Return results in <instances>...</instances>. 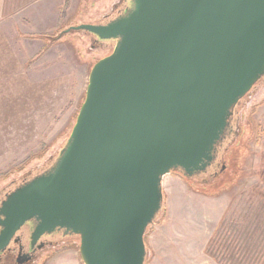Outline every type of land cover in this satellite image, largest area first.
<instances>
[{"label": "water", "instance_id": "obj_1", "mask_svg": "<svg viewBox=\"0 0 264 264\" xmlns=\"http://www.w3.org/2000/svg\"><path fill=\"white\" fill-rule=\"evenodd\" d=\"M124 2L51 37L84 31L111 52L93 65L56 162L0 200V254L62 238L52 248L76 242L83 264H146L165 178L207 173L264 83V0Z\"/></svg>", "mask_w": 264, "mask_h": 264}, {"label": "rangeland", "instance_id": "obj_2", "mask_svg": "<svg viewBox=\"0 0 264 264\" xmlns=\"http://www.w3.org/2000/svg\"><path fill=\"white\" fill-rule=\"evenodd\" d=\"M119 1L28 0L18 17L0 22V191L58 154L86 96L93 65L111 52L94 47L84 31L67 34L43 52L49 42L36 36H58L67 27H38L22 17L46 3L58 27L97 23ZM240 126H246V135L234 155V163L241 157L238 173L223 188L210 187L204 194L177 174L165 178V211L148 232L149 263L264 264V83L240 111Z\"/></svg>", "mask_w": 264, "mask_h": 264}, {"label": "trees", "instance_id": "obj_3", "mask_svg": "<svg viewBox=\"0 0 264 264\" xmlns=\"http://www.w3.org/2000/svg\"><path fill=\"white\" fill-rule=\"evenodd\" d=\"M116 8L118 9L119 7H116ZM116 8L111 9V11L103 19L116 15L117 14ZM103 19L100 22H102ZM86 34L89 36L91 42H93V44H94V42H95L94 37L91 34H88V33H86ZM51 37H54V36H50V35L36 36L37 39H42L43 41H47L50 43V44L48 43V46L43 50V52H45L47 49H49L51 45L57 43V42L52 43ZM95 43H97V42H95ZM94 47H101V46L94 44ZM101 48H103V47H101ZM84 100H85V98H84ZM261 104H263V102ZM255 109H257V108H255ZM255 109H253L251 115L254 114ZM77 116H78V114H77ZM77 116H76V118H77ZM75 122H76V119H75ZM75 122H74V124H75ZM74 124H73V126H74ZM71 131H72V129H71ZM71 131H70V133H71ZM238 132L239 133L237 135L231 136L227 141L224 142L223 146L219 149L218 157H217L215 164L208 170L207 173L201 175L200 177H196L193 179L186 180V182L194 190L202 192L204 194H210L207 191L210 187L215 188V187L219 186V187L223 188L225 186V184L229 182L228 180H230V177L233 179L234 176L238 173V170H236L237 169V161H240L241 157L240 156L236 157V161L234 163V155L236 153H238V151L240 150V148L242 146L244 137L246 135V126H239ZM70 133L68 134L67 139H68ZM66 142H67V140L65 141V143L63 144L61 149L64 148V146L66 145ZM59 155H60V151L58 152L57 155L54 156L53 159H50L45 165H43V166H45V169L52 166L56 162ZM39 156H41V155H39ZM39 156H37L36 158H39ZM42 167L34 170V172L40 170ZM224 167L226 169L225 171L223 170ZM220 179H222V181L219 183L218 180H220ZM232 179L230 181H232ZM160 217L157 219V221L160 219ZM156 222H155V224H156ZM155 224H153L152 226L149 227L148 232L154 227ZM148 232L146 234L145 241H146V245H147L148 252H149V247L147 244V239H148V234H149ZM148 263H149V257L147 256L146 264H148Z\"/></svg>", "mask_w": 264, "mask_h": 264}, {"label": "crops", "instance_id": "obj_4", "mask_svg": "<svg viewBox=\"0 0 264 264\" xmlns=\"http://www.w3.org/2000/svg\"><path fill=\"white\" fill-rule=\"evenodd\" d=\"M27 1L28 0H0V22L4 18L10 19L12 17H18V15H17L18 14L17 13L18 8L20 7L21 4H23L22 2H27ZM40 1L49 2L50 0H40ZM49 7L50 6L46 3L43 6H39L36 14L32 13L29 10L28 11L29 15L23 16L22 19L26 20L27 23H30V24L38 26V27L43 25L46 27L58 28V29L61 28L62 29V28H64V26H66L67 28L72 26L71 24L67 26V23H66V24H62L58 27L59 19H58V17H56L57 21L56 22L53 21V17H54L55 12L53 10L50 12L48 10ZM57 15L59 16V13ZM33 18L41 19V20H43V23L32 21ZM23 23H25V21H23ZM84 23H93V22H84ZM79 24H81V23H79ZM73 25H78V24H73ZM23 27H24V29L27 28L26 26H23ZM24 32L25 31H22L23 34H26ZM38 42L43 44V40H38ZM66 45H68V44H66ZM148 240H149V238H148ZM60 248H64V249L57 251V253H55L49 259H47L46 264H83L81 257H80V254H79L78 244L76 242H74L72 244H65V245L61 246ZM57 249H59V248H56V250ZM148 264H151V263H148Z\"/></svg>", "mask_w": 264, "mask_h": 264}, {"label": "flooded vegetation", "instance_id": "obj_5", "mask_svg": "<svg viewBox=\"0 0 264 264\" xmlns=\"http://www.w3.org/2000/svg\"><path fill=\"white\" fill-rule=\"evenodd\" d=\"M124 3H125L124 0H120L119 2L113 5L112 9L119 7L118 9L116 8L117 15L119 14V12H121V9H123ZM95 42L97 41L95 40ZM95 42L94 44L98 46L101 45V44H98V42L97 43ZM233 126H238L239 128L240 115H239V118L238 117L237 119L234 118ZM238 128L236 131V135L239 133ZM11 187H12L11 185L6 186L3 190L0 191V200L2 199L3 196L7 194V192L11 189ZM61 240L62 238H52V239L41 240L31 252H30V247L27 245H24V242H23V250L21 249L20 243H18L17 245H14L12 243L10 248L7 251L0 254V264H44V262L47 260V256L49 255L51 249H53L51 244H57V243L59 244ZM41 245L42 247L39 248V246ZM28 253H31V258L29 260H23L24 255Z\"/></svg>", "mask_w": 264, "mask_h": 264}, {"label": "bare ground", "instance_id": "obj_6", "mask_svg": "<svg viewBox=\"0 0 264 264\" xmlns=\"http://www.w3.org/2000/svg\"><path fill=\"white\" fill-rule=\"evenodd\" d=\"M111 17H112V16H111ZM108 18H109V17H107V18L103 19V21H104V20H106V19H108ZM103 21H102V22H103Z\"/></svg>", "mask_w": 264, "mask_h": 264}]
</instances>
